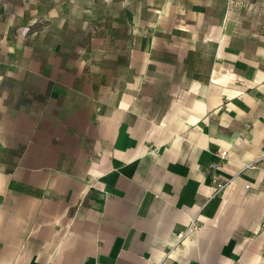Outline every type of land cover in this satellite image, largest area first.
Wrapping results in <instances>:
<instances>
[{"label":"crops","instance_id":"0c3cea01","mask_svg":"<svg viewBox=\"0 0 264 264\" xmlns=\"http://www.w3.org/2000/svg\"><path fill=\"white\" fill-rule=\"evenodd\" d=\"M0 264H264V0H0Z\"/></svg>","mask_w":264,"mask_h":264},{"label":"built area","instance_id":"2783aa9c","mask_svg":"<svg viewBox=\"0 0 264 264\" xmlns=\"http://www.w3.org/2000/svg\"><path fill=\"white\" fill-rule=\"evenodd\" d=\"M220 153L223 157H225L228 155V150L222 149ZM223 185H224L223 183H218V188L223 187ZM200 222H201V219L198 218L197 216L192 217L186 229L180 234L179 241L181 242L185 237L197 233L201 228Z\"/></svg>","mask_w":264,"mask_h":264}]
</instances>
